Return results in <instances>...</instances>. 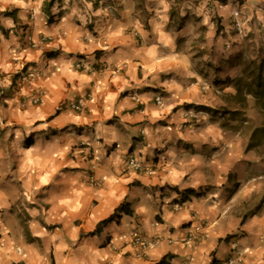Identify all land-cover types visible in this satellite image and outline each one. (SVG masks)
Wrapping results in <instances>:
<instances>
[{
	"label": "crops",
	"instance_id": "obj_1",
	"mask_svg": "<svg viewBox=\"0 0 264 264\" xmlns=\"http://www.w3.org/2000/svg\"><path fill=\"white\" fill-rule=\"evenodd\" d=\"M243 1L223 25L238 11L259 31L264 0ZM136 6L0 0V264H228L237 251L264 264V154L250 145L263 120L193 118L221 99ZM26 68L40 72L30 87ZM196 228L204 239L187 241Z\"/></svg>",
	"mask_w": 264,
	"mask_h": 264
},
{
	"label": "rangeland",
	"instance_id": "obj_2",
	"mask_svg": "<svg viewBox=\"0 0 264 264\" xmlns=\"http://www.w3.org/2000/svg\"><path fill=\"white\" fill-rule=\"evenodd\" d=\"M133 11L145 28L151 24H161L175 37L177 50L188 54L193 67L197 70L202 82L213 90L215 97L221 99L222 105L215 109L204 110L211 116L220 118H237L238 123L250 118H262L263 113L255 104L254 95L231 96L222 92L224 87L240 80H249L248 74L253 64L264 60V27L244 28L238 11L232 14L235 21L226 27L223 14L234 5L241 6L243 0H135ZM242 24L244 32L236 29V22ZM227 30L224 32V30ZM252 29V30H251ZM232 37V43L229 38ZM241 40L240 51H234L237 40ZM234 51V53H231ZM248 90V87L243 88ZM238 103V104H237ZM233 109H238L233 113ZM213 110V112H212ZM238 114V115H237ZM253 127V126H252ZM258 152L264 154V144Z\"/></svg>",
	"mask_w": 264,
	"mask_h": 264
},
{
	"label": "built area",
	"instance_id": "obj_3",
	"mask_svg": "<svg viewBox=\"0 0 264 264\" xmlns=\"http://www.w3.org/2000/svg\"><path fill=\"white\" fill-rule=\"evenodd\" d=\"M236 29L237 31L242 34L244 32L243 28H242V24L239 23L238 21L236 22ZM31 42L30 44L32 46H37L39 45V43L36 42H32L31 37L28 38ZM40 77V72L36 69L33 68H26L25 70H23L22 72H20L18 74V83H20L22 86H27L30 87L32 86ZM216 92L219 93V91L216 89ZM2 95L4 94L3 91L0 92ZM41 97L38 96L36 98H34L33 102L38 103L40 102ZM157 103L158 104H162V99L161 97H157ZM67 107L71 108L72 110L75 111H80L82 110L84 103L83 100H79L77 102L75 101H70L67 102L66 104ZM203 117L206 118L209 116L208 112L205 111H197L196 113H194L192 115L193 118H198V117ZM128 166L130 168H135V169H142V165L137 161L136 158H131L128 162ZM201 228H196V231H193L192 233H190V237L188 238L187 241H197V240H202L204 239V233L200 230ZM1 237V234H0ZM134 244H136L139 249L141 250H146L148 249L151 245L154 244V241H147L146 239L144 240L143 238H141V236L135 235L134 238L132 239ZM0 246H1V241H0ZM242 263V258H241V254L240 252L237 251V253L234 256H231L228 260V264H241Z\"/></svg>",
	"mask_w": 264,
	"mask_h": 264
},
{
	"label": "trees",
	"instance_id": "obj_4",
	"mask_svg": "<svg viewBox=\"0 0 264 264\" xmlns=\"http://www.w3.org/2000/svg\"><path fill=\"white\" fill-rule=\"evenodd\" d=\"M248 80H240L237 83V96H242V98L245 101L246 96L248 95H254L255 97V104L257 107L260 108L261 112L263 113L264 117V60L257 64H253V70L248 74ZM248 87V90H244L243 88ZM264 144V122L262 123V126L255 128L252 131V138L250 145L256 148H259V146H262ZM184 193L187 194H194L195 191L192 189L184 191ZM125 211V204L123 203L119 209L118 212H124ZM113 217L104 220L99 224L98 230L102 226H105L107 223H109ZM160 264H163L161 262ZM212 264H218L216 260H213Z\"/></svg>",
	"mask_w": 264,
	"mask_h": 264
},
{
	"label": "clouds",
	"instance_id": "obj_5",
	"mask_svg": "<svg viewBox=\"0 0 264 264\" xmlns=\"http://www.w3.org/2000/svg\"><path fill=\"white\" fill-rule=\"evenodd\" d=\"M217 90H218V88H217ZM198 111H204V110L199 109ZM205 112H206V111H205ZM209 116H210V114H209ZM209 116H208V117H209ZM208 117H206V118H208Z\"/></svg>",
	"mask_w": 264,
	"mask_h": 264
}]
</instances>
